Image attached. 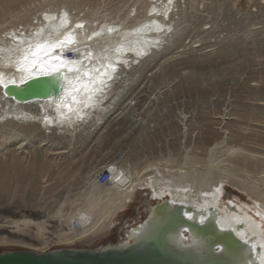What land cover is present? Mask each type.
Listing matches in <instances>:
<instances>
[{
    "label": "bare ground",
    "instance_id": "1",
    "mask_svg": "<svg viewBox=\"0 0 264 264\" xmlns=\"http://www.w3.org/2000/svg\"><path fill=\"white\" fill-rule=\"evenodd\" d=\"M69 35L71 43L66 41ZM33 43L60 46L31 59L78 62L79 72L62 70L65 83L87 82L85 71L99 76L107 70L111 79L104 77L102 91L87 107L72 102L71 95L78 101L84 98L82 90L72 93L73 85L65 86L63 99L22 103L6 96L0 86V191L11 198L21 194L19 202H0V246L43 252L60 244H91L111 233L138 192L148 191L151 202L178 206L191 221H205L209 209H216L220 228L246 244L237 263L264 264V0H0V73L6 80L19 84L26 75L17 70V61ZM207 49L202 56H191ZM209 68L228 72L233 82L244 78H237L231 89L226 82L211 85L214 92H230L228 112L215 111L222 116L218 122L210 113L191 112L185 101L178 102L184 108L178 109L179 124L174 125L183 139L182 155L152 153L138 165L131 147L156 131L151 124L157 125L158 112L167 102L178 101V85L151 91L148 97L143 96L146 89L136 92L139 85L147 80L154 87L165 78L179 79L180 84L188 78L180 71ZM222 121L220 133L214 127ZM196 131L200 136L191 149ZM109 141L124 143L128 150L90 160L78 174L64 167L79 158L84 161L86 149ZM195 150L208 156L205 168ZM103 170L111 174L108 186L97 182ZM225 183L249 193L253 207L224 203ZM76 184L79 188L73 190ZM62 186L65 192L54 193ZM155 206L146 208L143 219L123 224L119 245L135 240V231H146ZM75 221L81 233L72 229ZM170 239L193 247L203 244L188 230Z\"/></svg>",
    "mask_w": 264,
    "mask_h": 264
},
{
    "label": "water",
    "instance_id": "2",
    "mask_svg": "<svg viewBox=\"0 0 264 264\" xmlns=\"http://www.w3.org/2000/svg\"><path fill=\"white\" fill-rule=\"evenodd\" d=\"M31 46L35 51L34 43ZM62 70L60 79L39 74L37 78L22 84L21 88L10 85L5 95L19 103L65 98L63 95L68 90L64 92L65 87L61 88L60 80L64 77ZM33 72L37 74L39 69ZM65 86H68L67 82ZM24 92L30 98L25 99ZM169 206L166 201L156 205L153 209L154 218L146 231H135L136 239L129 244L119 245L118 241L97 249L63 247L41 253L4 251L0 253V264H238L246 244L232 231L220 228L215 220L216 209L210 208V218L200 224L189 220L178 206ZM192 211L195 215L199 213L196 209ZM185 230L201 238L202 246L182 245L179 240L170 239L171 236L178 237ZM257 254H260L259 248Z\"/></svg>",
    "mask_w": 264,
    "mask_h": 264
},
{
    "label": "rangeland",
    "instance_id": "3",
    "mask_svg": "<svg viewBox=\"0 0 264 264\" xmlns=\"http://www.w3.org/2000/svg\"><path fill=\"white\" fill-rule=\"evenodd\" d=\"M110 1L111 0H109V2ZM114 4H115V2H114ZM208 50L209 49H207L205 51L193 52V53H191V56H202L203 53H205ZM188 55H190V54H188ZM188 55H186L184 57L181 56L180 58H185V57L187 58ZM181 68H183V67H180V69ZM182 71H180V73L183 74L184 76H188V78H187V80H185L184 82H181L180 84H178L180 81L179 79L165 78L164 80L155 84V86L153 87V84L146 80V82L144 81V83L140 84L136 90V92H140V91L146 89L148 94L146 92V94H143V96L148 97V95L151 93V91H153L154 93H158L159 91L165 92V91H168L170 87L178 85L177 86L178 92H177V89L175 90L176 91V97L175 98H178V101L176 102V100H173L171 102H167L161 108V110L158 112V115H157L158 118L156 121L157 125L155 123L151 124V128L153 126H157L156 131H152L150 133L152 136L150 134L148 135V136H150L149 139L142 138V141H143L142 143L140 142V143L136 144V142H135L134 145L131 147L132 152H130V154L137 161L138 165L146 162L148 160V158L151 157L152 153H154L156 156L158 155V157H162L163 155L169 156L170 154H173L174 156L180 158V156L182 155L183 150L179 149V148H181V146L183 144V139H181L182 138L181 132L178 131V128H176L175 125L177 122H178L177 124H179V120L177 118V117L180 118V111L179 110H182L184 107L183 108H181L182 106L179 107L177 105L178 102L185 101L186 107L189 108V110L191 112L198 113L199 110L200 111L202 110L206 113L211 114L208 117L218 121V120L222 119V116L221 115L216 116L215 115L216 112L219 113L221 111L223 114L228 112V110L226 111L225 107H226V105H228V102H229V97H230L229 91L230 90L228 91L229 94H227V92L224 93V94H226L225 95L226 97H225L223 93L214 92V90L212 89L213 87L211 85L214 82H226L228 88L231 89V88H235V86H236L235 82L238 83V80H239V82H242L244 79L243 77H235L236 79L238 78V80L235 79V81L233 82L232 75H230L228 72L226 74V71L224 72V70L216 69V68H214V69H210V68L209 69H203V70H200V72L199 71H194V72L183 71L182 72ZM155 72L156 71H154V73ZM226 75H228V76H226ZM149 76H150V74H149ZM146 85L148 88L146 87ZM204 89H209L211 91V94L206 95V94L202 93V90H204ZM227 119H229V118L225 117V120H227ZM218 122H220V121H218ZM218 122H217V124H218ZM224 125H225V122L222 121L221 125H219V124L215 125L214 130H218L220 133H222L223 132L222 127H224ZM198 133L199 132L196 131L191 135L192 136V145L190 147L191 149L194 148L193 145L195 144L196 139L200 136V135L198 136ZM122 144L121 143L117 144V143H115V141H109L100 148H95V147L88 148L84 152V154H85L84 155V161L82 160V158H79V159L75 160L72 163V165L67 164L64 167L68 168L70 170H73V171H77L76 174H78L79 172H81L82 170L85 169V166L87 164L90 165L92 161L96 162V161L101 160L102 159L101 157L106 156L108 153L111 155H114V156H116L115 154H117V156H118L122 152H124L125 150H128V149H125L126 147H125L124 143H122ZM194 152H196L199 157H202L203 162L201 164L204 166L203 168H205L208 164V161H209L208 156H206V157L203 156V153L201 152V150H199V151L195 150ZM94 153L96 155H94ZM95 158H96V160H94ZM90 160H91V162H90ZM196 170H198L197 167H196ZM73 176H75V175H73ZM74 180L75 179H72V181H74ZM52 183L56 184V181L53 180ZM78 188H79V186L76 184V186L73 187V190H76ZM221 188L223 190L224 203H225V201L227 202L228 200H230V201H234L235 203H240V204L242 203L245 206L253 207V205H252L253 201H252V198H250L249 193L242 190L240 187H238L236 185L229 184V183H225V184H222ZM65 191H66L65 186H62V187L58 188L54 193L60 194V193H63ZM8 194L9 193H5V192L0 191V202L1 203H6L8 201L15 203V202L20 201L19 198H20L21 194L19 192L17 193V195H15V197L13 196V198H11V196H9ZM24 195H26L25 197H27L29 195V193H27V191H26ZM151 203H153V204H151ZM12 204H11V207H14L15 205L14 204L12 205ZM153 205L155 206L156 203H155V201L151 202V197L149 196L148 191L147 192L146 191H140L137 193L136 199L133 202V204L130 206L128 211L126 213L121 214L116 219L115 226H114L113 230L111 231V233L107 234L105 237H103L99 240H96L95 242H93L91 244H82V243L75 242V245L60 244L59 243L60 244L59 246H60V248L76 246L79 248L84 247V248H95V249H97L99 247L103 248L105 245H108L110 243L116 244L119 240H121V243H122V240L124 239V233H123L124 232V227H123L124 225L123 224L125 222L135 223L136 220L138 221L141 218L143 219L146 216L145 215L146 208L147 207L152 208ZM45 206H47V205H45ZM34 211L42 213L43 209L42 208H36V209H34ZM50 248L45 249V251H43V252H46L49 249L52 250L54 247L51 246ZM12 250H26V251H33V252H39V253L42 252V250H39V251L35 250L34 251V250L27 249V248H24L21 246H2V245L0 246V253H2L4 251H12Z\"/></svg>",
    "mask_w": 264,
    "mask_h": 264
},
{
    "label": "snow or ice",
    "instance_id": "4",
    "mask_svg": "<svg viewBox=\"0 0 264 264\" xmlns=\"http://www.w3.org/2000/svg\"><path fill=\"white\" fill-rule=\"evenodd\" d=\"M112 29H109L111 31ZM66 41L68 43L72 42L71 35L66 37ZM65 41H61L60 44H63ZM60 44H40L37 43L35 45V51H33V47L30 45L28 48L24 49L23 55L20 58V60L17 61V70L21 71L23 73H26V75H22L20 77V82L17 84L15 79L6 80L4 78V74L0 73V86H3L5 89H7L10 85H14L16 87H19L20 85L24 84L27 80L33 78V70L39 69L40 75L46 76V77H53L56 79H60L61 70L66 68L67 71H80V68L78 66L77 61H64L60 60L59 57H56L55 59L58 61L57 63H52L51 61L41 62L39 59H30L29 57H40L43 55H48L51 51H53L55 48L59 47ZM73 65H77V67L73 68ZM111 67V66H109ZM84 76L90 77V79L87 82L84 83H78L76 85H73V81L68 80V85H73L71 91L72 93H79L81 90L84 93V98L82 100H77L76 95H71V100L73 103H83L85 107L89 106V104L92 102L93 97L95 93L102 91V87L105 83L104 77L107 75L108 79H111V76L108 75L107 70L104 72H99V76H92L91 72L85 71L83 73ZM67 80L66 77L60 80L61 88L65 87L64 81ZM81 80V77L77 76L76 81L79 82ZM63 99V98H62ZM64 107L68 108L69 111H71V106L68 104H65ZM79 118H83V115L81 114ZM187 215V214H186ZM189 219H193V217L189 216ZM200 223H204V218L201 217ZM255 247V245H253Z\"/></svg>",
    "mask_w": 264,
    "mask_h": 264
},
{
    "label": "built area",
    "instance_id": "5",
    "mask_svg": "<svg viewBox=\"0 0 264 264\" xmlns=\"http://www.w3.org/2000/svg\"><path fill=\"white\" fill-rule=\"evenodd\" d=\"M110 180H111V174L108 170H103L99 175H98V178H97V182L100 186H108L109 183H110ZM79 223L77 221H75L73 224H72V229L73 230H78L79 233H81V229L79 228ZM76 247V246H74ZM55 248H60V246H56L54 247L53 249Z\"/></svg>",
    "mask_w": 264,
    "mask_h": 264
}]
</instances>
